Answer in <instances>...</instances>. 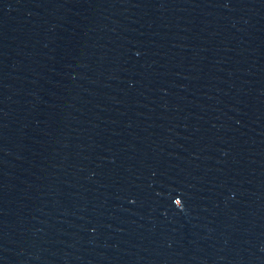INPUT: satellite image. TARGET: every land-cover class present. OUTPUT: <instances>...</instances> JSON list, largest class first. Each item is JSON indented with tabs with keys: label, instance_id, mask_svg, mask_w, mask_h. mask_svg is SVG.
<instances>
[{
	"label": "water",
	"instance_id": "water-1",
	"mask_svg": "<svg viewBox=\"0 0 264 264\" xmlns=\"http://www.w3.org/2000/svg\"><path fill=\"white\" fill-rule=\"evenodd\" d=\"M0 264H264L148 139L52 0H0Z\"/></svg>",
	"mask_w": 264,
	"mask_h": 264
}]
</instances>
